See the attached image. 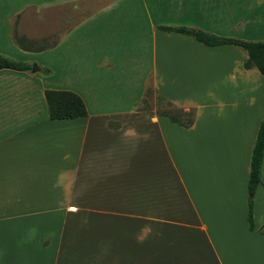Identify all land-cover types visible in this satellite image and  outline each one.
Instances as JSON below:
<instances>
[{
    "label": "crops",
    "instance_id": "crops-1",
    "mask_svg": "<svg viewBox=\"0 0 264 264\" xmlns=\"http://www.w3.org/2000/svg\"><path fill=\"white\" fill-rule=\"evenodd\" d=\"M163 25L264 40V0H0V54L31 65L0 68V264H264V74ZM47 89L88 114L50 118Z\"/></svg>",
    "mask_w": 264,
    "mask_h": 264
},
{
    "label": "trees",
    "instance_id": "trees-1",
    "mask_svg": "<svg viewBox=\"0 0 264 264\" xmlns=\"http://www.w3.org/2000/svg\"><path fill=\"white\" fill-rule=\"evenodd\" d=\"M160 29L165 31L180 32L188 34L196 38L198 41L206 45H222L232 44L243 47L248 57L245 59L243 65L245 68L256 67L264 74V40L248 41L232 37L218 36L209 33L203 29L190 28L185 26H159ZM0 68H12L17 70H28L31 68L29 63L12 59L8 56L0 54ZM46 101L49 109V116L52 119L61 118H73L86 116L88 110L83 98L76 92L70 90H54L47 89L45 91ZM163 99V98H162ZM170 105H172L169 102ZM176 110L182 111L180 108L174 107L170 111H166L163 114L168 116L171 121L178 122L184 126H189L194 121L195 110L190 109L188 112L182 114L188 116L192 113L191 117H186V121H182L181 114L178 112L180 117L175 114ZM182 115V116H183ZM264 157V118L261 121L256 141L251 154L250 161V174L248 181V223L249 228H254L253 221V204H254V193L257 185L261 181V168L262 160Z\"/></svg>",
    "mask_w": 264,
    "mask_h": 264
},
{
    "label": "rangeland",
    "instance_id": "rangeland-1",
    "mask_svg": "<svg viewBox=\"0 0 264 264\" xmlns=\"http://www.w3.org/2000/svg\"><path fill=\"white\" fill-rule=\"evenodd\" d=\"M32 67H34V63L32 64ZM140 107L143 109H147L149 111H156L158 113H164L166 111H170L172 113H174L172 110L174 109L173 105L169 104V101H167L166 99H162V97L156 95L152 89L149 90L147 96L143 99L142 103L140 104ZM183 112H188L189 110H183ZM182 111L180 113V111L176 110L175 114L178 115L180 117V115L178 114V112L181 114V119L182 121H186V117H191L192 113H190V115L186 116L185 114H182ZM183 115V116H182Z\"/></svg>",
    "mask_w": 264,
    "mask_h": 264
},
{
    "label": "water",
    "instance_id": "water-1",
    "mask_svg": "<svg viewBox=\"0 0 264 264\" xmlns=\"http://www.w3.org/2000/svg\"><path fill=\"white\" fill-rule=\"evenodd\" d=\"M32 69L34 70V67H32Z\"/></svg>",
    "mask_w": 264,
    "mask_h": 264
}]
</instances>
